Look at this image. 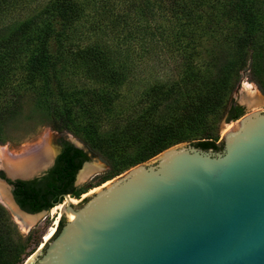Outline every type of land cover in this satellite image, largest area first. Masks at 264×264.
<instances>
[{"label":"trees","instance_id":"16d2710c","mask_svg":"<svg viewBox=\"0 0 264 264\" xmlns=\"http://www.w3.org/2000/svg\"><path fill=\"white\" fill-rule=\"evenodd\" d=\"M206 45L217 54L201 56ZM253 52L264 57V0H0V142L5 119L32 92L51 119L105 152L140 148L134 165L184 142L221 151L212 140L216 124L245 115L231 99L241 73L249 63L256 74L264 72ZM151 62L161 72L129 106L124 88ZM74 80L91 85L71 89ZM60 142L46 176L13 183L16 202L30 214L75 195L89 157ZM0 216L12 222L1 205ZM63 225L61 217L53 237Z\"/></svg>","mask_w":264,"mask_h":264},{"label":"water","instance_id":"95a60500","mask_svg":"<svg viewBox=\"0 0 264 264\" xmlns=\"http://www.w3.org/2000/svg\"><path fill=\"white\" fill-rule=\"evenodd\" d=\"M221 140V151L171 147L86 203L66 195L54 206L62 229L25 264H264V110L235 121ZM2 171L19 212H46L24 211L12 194L8 180L33 177Z\"/></svg>","mask_w":264,"mask_h":264},{"label":"rangeland","instance_id":"374dc122","mask_svg":"<svg viewBox=\"0 0 264 264\" xmlns=\"http://www.w3.org/2000/svg\"><path fill=\"white\" fill-rule=\"evenodd\" d=\"M228 45H224L222 50H225L226 47L228 48ZM213 49L214 48L210 47V45H206L204 46V49L199 51V54L202 53L201 56L204 54L206 57L215 56L217 51H214ZM165 53L166 56L170 55L167 51ZM223 53L224 51L222 54L218 53V62L222 65H224L228 60V54ZM250 57L251 60L257 61L256 67H258V65L264 67L263 56L258 57L256 52H253ZM154 64L151 62V64L147 67H140L139 69L141 74L139 80L133 81L125 86L123 94H125V101L129 103V106L136 103L141 93L155 81L153 76L158 75L161 72V66H154ZM244 82L255 84L261 98L264 99V93L258 87L261 83L264 88V72L256 74L255 70H252L251 64L249 63L246 71L241 73L240 82L231 97L232 103L236 106L241 104L240 107L243 108L245 115L251 112L264 110V103L258 107H249L245 103L241 102V97L244 94L242 91ZM68 83L71 86V89H73L75 85L82 88H87L91 85L89 82L84 80H74ZM50 114L51 113L43 106H37V103L33 99L32 92L24 94L19 111L12 116H7L4 121V134L2 136V142H0V150L4 149L6 152L9 151L11 155L22 154L36 148L48 138L56 152L61 149L60 141L65 140L71 144L75 141L81 149L87 152L89 157V161L87 162H90L91 165L96 163L103 166L102 170L91 175L84 181L76 179L75 195H70L72 199L77 200L76 205H80L85 199H89L97 191V189L104 187L107 183H110L111 181L124 175L132 168L149 161L134 165V161L139 156L140 152V148L137 147L130 148L123 153L115 151L105 152V149L97 146L99 144L94 145L90 143L81 131L77 130L78 132L76 133L74 130L71 131L63 128V124L56 119H51ZM234 122L235 121L228 123L225 119H222L216 124L212 132V140L217 145H222L221 138L224 133L229 130L227 127H232ZM110 129L111 128L109 126L107 130L111 132ZM119 129H121V127ZM107 135L108 134L106 132V136ZM184 143L187 144L189 142ZM51 167L52 166H50L44 173L49 171ZM41 177L42 174L34 176L32 179ZM0 205L5 208L1 202ZM5 209L12 222L3 219V217L0 216V233L2 234L1 237L4 241L2 264H25L29 257L46 243L44 240L45 235L53 228L56 230L59 224L58 219L60 220V213L59 211H54L52 208V210L42 213L40 215V219L31 228L23 230L15 222L10 211L7 210V208Z\"/></svg>","mask_w":264,"mask_h":264},{"label":"bare ground","instance_id":"6f19581e","mask_svg":"<svg viewBox=\"0 0 264 264\" xmlns=\"http://www.w3.org/2000/svg\"><path fill=\"white\" fill-rule=\"evenodd\" d=\"M242 91L244 94L241 97V102L245 103L247 106L258 107L264 103V99L261 98L255 84L244 82ZM232 127L228 126L227 128L231 129ZM9 153V151L6 152L4 149L0 150V169H4L10 177L30 178L48 168L52 164L58 151L55 152L51 145V141L47 138L36 148L22 154L11 155V153ZM102 169L103 166L101 164L93 163L92 165H88L79 173L78 179L79 181H84ZM99 189H97V191ZM0 202L10 211L15 222L23 230H28L40 219V215L27 216L19 212L11 199L8 188L2 182H0ZM71 202L76 204L77 200L71 198ZM60 209L61 206H58L54 208V211ZM55 231L56 230L53 228L45 235V242L49 241L54 236ZM41 247H43V245Z\"/></svg>","mask_w":264,"mask_h":264},{"label":"flooded vegetation","instance_id":"af4514ba","mask_svg":"<svg viewBox=\"0 0 264 264\" xmlns=\"http://www.w3.org/2000/svg\"><path fill=\"white\" fill-rule=\"evenodd\" d=\"M60 152H61V149H60ZM60 154V153H59ZM56 161V160H55ZM55 163V162H54ZM54 166V165H53ZM52 166V167H53ZM51 167V168H52ZM48 173V171L46 172V173H44L43 175H42V177L41 178H36V179H30V180H26V181H24V180H16V181H9L8 180V182L10 183V185H12V194H13V192H14V189H15V186L13 185V183H15V182H18V181H20V182H34V181H38V180H41L44 176H46V174ZM0 177L2 178V179H5L6 180V174L1 170L0 171ZM14 196V195H13ZM16 201V200H15ZM18 204V203H17Z\"/></svg>","mask_w":264,"mask_h":264}]
</instances>
